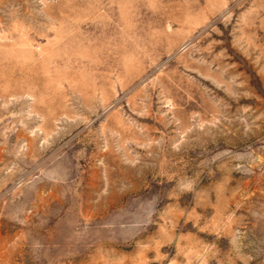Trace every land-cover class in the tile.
Listing matches in <instances>:
<instances>
[{"label": "rangeland", "instance_id": "rangeland-1", "mask_svg": "<svg viewBox=\"0 0 264 264\" xmlns=\"http://www.w3.org/2000/svg\"><path fill=\"white\" fill-rule=\"evenodd\" d=\"M0 264H264V0H0Z\"/></svg>", "mask_w": 264, "mask_h": 264}]
</instances>
